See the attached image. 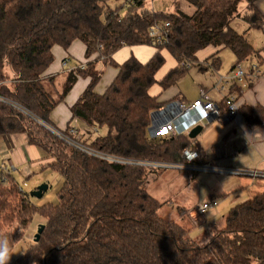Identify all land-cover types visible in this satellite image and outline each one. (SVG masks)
Segmentation results:
<instances>
[{
	"label": "trees",
	"instance_id": "16d2710c",
	"mask_svg": "<svg viewBox=\"0 0 264 264\" xmlns=\"http://www.w3.org/2000/svg\"><path fill=\"white\" fill-rule=\"evenodd\" d=\"M172 1H177V12H156L146 0L127 8V0H0V95L54 127L52 112L80 77L89 78L71 108L68 127L54 128L66 134L75 129L84 145L125 158L181 163L185 149L201 153L188 137H150L152 114L165 106L150 90L157 83L164 91L178 84L196 54L209 46L231 50L239 63L260 60L264 49L257 50L233 23L242 18L258 29L264 16L256 7L258 0ZM179 1L187 3L191 13L180 11ZM243 3L248 4L244 16ZM164 22L171 26L168 43L154 45L149 30ZM76 41L86 46L87 63L66 74L56 92L54 79L43 77L53 63V48L67 50ZM143 45L156 49L148 62L134 56L123 64L114 61L121 48ZM164 50L177 66L158 82L156 75L166 63ZM104 67L116 68L118 74L98 94ZM239 114L253 129L264 125V106L244 105ZM74 121L87 126L85 133ZM16 135L26 136L29 145L43 152V166L59 174L63 184L58 203L39 206L0 166V238H7L13 252L34 219L44 220L39 241L35 235L31 247L9 264H264V192L232 207L222 228L194 239L178 221L160 216L165 203L146 189L151 174L165 171L89 156L0 103V137L10 140ZM217 200L210 196L209 202Z\"/></svg>",
	"mask_w": 264,
	"mask_h": 264
},
{
	"label": "crops",
	"instance_id": "0c3cea01",
	"mask_svg": "<svg viewBox=\"0 0 264 264\" xmlns=\"http://www.w3.org/2000/svg\"><path fill=\"white\" fill-rule=\"evenodd\" d=\"M242 5L244 6L242 12L244 16L247 13L248 4L246 3L244 5L243 3ZM256 7L264 16V0H258L256 2ZM233 27L237 32L245 34L247 39L257 50L264 49V23L261 28H250L243 19L240 18L233 23ZM155 52V47L147 45L123 47L113 55V59L117 64H123L126 60L134 56L141 63H146L152 58ZM52 53L54 58L53 63L43 77H45L46 80L54 79V84H56V79L63 78L64 81L66 74L85 66L87 63L85 58L86 46L80 41L74 42L67 50L56 46L53 48ZM162 53L166 63L161 69L164 70L162 78H158L160 72L156 75L158 82L177 66L176 61L166 50ZM260 58V60L256 57L250 59L249 62L239 63L231 50L223 47L209 46L199 51L196 54V61L190 65L189 73L196 74L198 77V81L193 85L194 87H180V84H176L175 87L169 88L167 92L162 90V94L160 95L153 92L152 88L150 90V95L157 97L159 103H164L166 105L175 100L183 103H191L199 98L201 91H206L214 102L222 104L227 96L234 93L238 95L240 107L244 105L252 107L258 105L264 106V51L260 53ZM238 65L242 66L247 72L246 81L240 85H238L234 79V70ZM255 66L257 70L252 72ZM100 68L102 69L99 65V69ZM117 74L118 70L116 68L104 67L103 76L96 88V92L98 94H103L114 81ZM60 82L61 80H58L57 83ZM89 83V78L80 77L78 79L63 102L52 112L51 122L54 127L60 130H65L68 127L72 119L71 108L84 93ZM49 85L51 84L47 85L48 89H50ZM58 88L57 86V89ZM56 92L58 91L56 90ZM72 125L81 133H85L87 129L84 125L81 126L78 121H74ZM194 140L201 151L199 163L202 165L239 170H264V125L257 129H253L244 120L241 114L228 124L213 123L208 125ZM3 149L8 151L7 156L4 157L0 165L8 162L13 164L14 167V160H16L19 165L31 164L42 166L47 162L43 160V152L35 146L29 145L24 135L13 136L10 140L0 137V151H3ZM203 159L204 162H202ZM203 173L228 177H213L209 181L211 185L208 189L209 198L207 201H209L210 196H212L216 199L226 200V203L232 198L231 195H233L235 196L234 199H237V201L243 199V201L240 202L242 203L251 199L256 194L264 192V181L253 182L249 179L235 176L234 178H229V176L233 175H226L223 173ZM231 192L232 194H230ZM200 200L205 203L199 195L193 196L188 202L177 208L180 219L184 218L188 222V230L194 239L200 237L202 234L204 235L207 230L214 229V226L219 227L217 224H214L213 221L209 222L211 220L207 219V217L197 216L196 210L199 205H201L199 202ZM232 203H234V200ZM226 204L224 206L228 205ZM217 207H219V202L213 208ZM223 209H228L229 211L230 208L227 206L223 207ZM223 209L220 212L218 211V213H224ZM224 215V217H226L227 214ZM211 216L216 217V213L213 212ZM196 218L201 219L200 224L195 223ZM203 224L208 226L207 230L203 232L200 230L201 233L197 235L198 227Z\"/></svg>",
	"mask_w": 264,
	"mask_h": 264
},
{
	"label": "built area",
	"instance_id": "2783aa9c",
	"mask_svg": "<svg viewBox=\"0 0 264 264\" xmlns=\"http://www.w3.org/2000/svg\"><path fill=\"white\" fill-rule=\"evenodd\" d=\"M138 0H127L125 8L134 5ZM153 0H146L151 3ZM153 10V7L152 9ZM170 23H155L149 30V38L153 41L154 45H165L168 43L170 35ZM189 67V64H187ZM84 68V66H83ZM253 70H257V67H253ZM234 79L238 85L243 84L247 79V72L242 66H236L234 70ZM0 103L12 106L19 110L25 115L31 117L37 121L40 125L45 127L47 130L52 132L61 140L68 143L73 148L83 152L89 156L99 158L112 164L121 166H141L157 171L177 170L187 171L194 173H223L226 175H233L236 177L246 178L253 182L264 181V170H239L234 168H217L202 165L199 163L200 152L197 148H187L182 154L183 162L181 163H167V162H156L137 160L132 158H125L121 156L105 154L95 149H92L88 145H84L75 137L77 131L71 129L68 134L57 130L56 128L47 125L46 123L39 121L28 112L26 109L0 95ZM239 109H233V108ZM240 106L238 103V95L231 93L225 98L222 104L214 102L208 92L201 91L198 99L191 103H183L181 101H172L166 104L160 110L152 114V124L149 130V135L152 139H167V138H178L188 137L193 129L196 127H202L203 129L213 123L228 124L234 121L239 116ZM95 132H97L95 130ZM191 141H195L191 139ZM196 141L193 146H196ZM9 165L13 167V164L5 162L3 164L4 170L9 171ZM218 202H207L199 205L196 210L197 216L204 217L210 208L215 207ZM196 221V219H195ZM197 222V221H196Z\"/></svg>",
	"mask_w": 264,
	"mask_h": 264
},
{
	"label": "rangeland",
	"instance_id": "374dc122",
	"mask_svg": "<svg viewBox=\"0 0 264 264\" xmlns=\"http://www.w3.org/2000/svg\"><path fill=\"white\" fill-rule=\"evenodd\" d=\"M246 3H244L245 5ZM177 1L174 2L172 0H153L151 3L148 4L149 9L155 10L156 12H165V13H171V12H177L176 10ZM243 5L240 6V12H243ZM179 10L185 13H191V7L185 3L179 1ZM165 66V65H164ZM163 66V67H164ZM166 68V67H165ZM160 73L158 74V78H162L164 75V70H160ZM182 78V80L178 83L180 84V87H194L195 83L198 81V77L196 74L189 73ZM196 73V72H195ZM66 78V77H65ZM58 80H61L60 83H57ZM65 81V79H64ZM63 78L56 79V84L59 87L57 89L56 84L54 85V89L57 91H61V88L64 84ZM51 87V85H49ZM175 87V86H173ZM53 88V87H51ZM172 88V87H171ZM170 88V89H171ZM169 90V89H167ZM167 90H165L167 92ZM153 92H156V94L160 95L162 94V89L160 87V84L157 83L153 86ZM80 125H85L83 122H79ZM86 126V125H85ZM87 127V126H86ZM104 130H100V132H103ZM83 132V131H82ZM96 135L93 136L95 138ZM75 138H78L76 136ZM7 151L3 149V151H0V164L4 160V157L7 156ZM15 166L11 167L9 165V172L12 175V177L15 179V181L19 184V187L24 192H32L36 188L40 187L41 185H49L50 189L47 193H45L44 197L42 199H36L33 198L34 201L39 205L42 206L46 203H58L57 194L60 191L63 179L54 172L50 168H46L45 166L41 165H27V164H17L16 160H14ZM1 166V165H0ZM45 167V168H44ZM213 177L215 178H228L224 176H218L215 174H206V173H199L195 174L194 172H187V171H177V170H167L161 174H151L148 178V182L146 185L147 191L153 196L155 199L165 203L163 208L160 211V216L167 219V220H176L179 222L181 226L189 229L188 222L183 218L180 219L177 208L179 206H182L184 203L188 202L190 198L193 196H200L205 203L208 202V189L210 188L211 183L209 182ZM236 177V176H235ZM229 178H234V176H229ZM232 194V192L230 193ZM232 198H230L226 203L223 201V199H218L219 207L217 208H210L211 210L207 213V216L205 215V218L210 219L209 222H214V224H217L219 227L222 228L225 223V215L227 214L232 207H234L236 204L243 201V199H234L235 196L231 195ZM234 200V203L232 201ZM200 204L204 203L201 200L199 201ZM230 209H223L225 204ZM213 209V210H212ZM223 209L224 213H218ZM215 212L216 217H212L211 214ZM195 222L196 224H200L201 219L196 218ZM44 222L40 217H36L33 221V224L31 225L29 231L25 235L24 240L15 247L12 253L14 255L12 256L11 260H15L18 258L23 252L27 251L31 247V243H34V237L38 232L39 226ZM203 222V221H202ZM207 225L203 224L198 227L197 235H199L201 232L207 230ZM216 228V226H214ZM201 230V232H200ZM196 235V236H197ZM201 236V235H200ZM200 240V239H199ZM201 242H204V240Z\"/></svg>",
	"mask_w": 264,
	"mask_h": 264
},
{
	"label": "water",
	"instance_id": "95a60500",
	"mask_svg": "<svg viewBox=\"0 0 264 264\" xmlns=\"http://www.w3.org/2000/svg\"><path fill=\"white\" fill-rule=\"evenodd\" d=\"M203 132V128L202 127H196L195 129H193L191 131V133L189 134V138L190 139H196L201 133ZM49 190V185H41L40 187H38L35 191L31 192V196L35 197L36 199H42L43 195ZM44 226L41 225L38 229V232L36 234L35 237V241L38 242L40 235L43 231Z\"/></svg>",
	"mask_w": 264,
	"mask_h": 264
},
{
	"label": "clouds",
	"instance_id": "9594fccd",
	"mask_svg": "<svg viewBox=\"0 0 264 264\" xmlns=\"http://www.w3.org/2000/svg\"><path fill=\"white\" fill-rule=\"evenodd\" d=\"M233 109L239 108L234 107ZM13 255L10 245L7 243V238H0V264H9Z\"/></svg>",
	"mask_w": 264,
	"mask_h": 264
},
{
	"label": "bare ground",
	"instance_id": "6f19581e",
	"mask_svg": "<svg viewBox=\"0 0 264 264\" xmlns=\"http://www.w3.org/2000/svg\"><path fill=\"white\" fill-rule=\"evenodd\" d=\"M171 31V30H170Z\"/></svg>",
	"mask_w": 264,
	"mask_h": 264
}]
</instances>
